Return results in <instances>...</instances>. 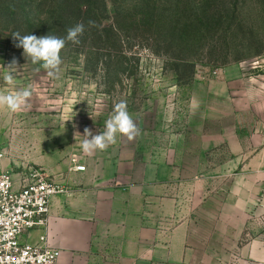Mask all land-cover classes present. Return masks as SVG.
<instances>
[{
    "label": "rangeland",
    "instance_id": "obj_1",
    "mask_svg": "<svg viewBox=\"0 0 264 264\" xmlns=\"http://www.w3.org/2000/svg\"><path fill=\"white\" fill-rule=\"evenodd\" d=\"M22 2L0 0V91L32 87L22 110L0 109V173L68 182L82 166L119 187L160 182L149 192L166 227L176 210L193 235L187 264H251L245 251L264 242V0H105L102 28L118 31L67 41L55 79L12 34L51 35L58 0H26V18ZM145 3L160 15L147 34ZM121 100L141 134L84 153V129L104 131Z\"/></svg>",
    "mask_w": 264,
    "mask_h": 264
},
{
    "label": "crops",
    "instance_id": "obj_2",
    "mask_svg": "<svg viewBox=\"0 0 264 264\" xmlns=\"http://www.w3.org/2000/svg\"><path fill=\"white\" fill-rule=\"evenodd\" d=\"M70 176L68 182L56 177L68 193L52 200L47 230L32 231L25 241L37 244L47 235L61 251L56 264H187L193 249L188 224L175 210L179 222L167 228L165 199L150 197L149 187L162 183L119 187L93 171ZM245 257L264 264V242L256 241Z\"/></svg>",
    "mask_w": 264,
    "mask_h": 264
},
{
    "label": "built area",
    "instance_id": "obj_3",
    "mask_svg": "<svg viewBox=\"0 0 264 264\" xmlns=\"http://www.w3.org/2000/svg\"><path fill=\"white\" fill-rule=\"evenodd\" d=\"M5 157L0 149V161ZM75 172H85L76 167ZM67 187L48 175L31 172L16 181L9 171L0 173V264H56L61 251L50 245L47 235L37 244L25 236L38 229L47 230L51 202L66 195Z\"/></svg>",
    "mask_w": 264,
    "mask_h": 264
},
{
    "label": "clouds",
    "instance_id": "obj_4",
    "mask_svg": "<svg viewBox=\"0 0 264 264\" xmlns=\"http://www.w3.org/2000/svg\"><path fill=\"white\" fill-rule=\"evenodd\" d=\"M87 26L95 27V21L89 20ZM66 31V37L50 34L39 37L34 34L22 35L19 31L14 32L12 36L17 41L15 46L23 49L25 57L30 59L33 65H39L35 71L43 68L49 78L55 79L58 77L63 63L60 55L61 50L64 49L67 41L76 45L80 44V38L86 31V26L84 22H79ZM6 70L3 79L8 85H13L19 74L18 62L15 58L8 64ZM31 96V85L11 92L0 91V109L6 108L12 113L19 112L27 105ZM140 134V129L127 109V102L121 100L115 103L112 114L105 121L104 131L93 134L91 129H84L81 149L86 154H92L96 150L104 151L117 143L118 136L127 137L131 141ZM76 135L80 134L77 132Z\"/></svg>",
    "mask_w": 264,
    "mask_h": 264
},
{
    "label": "trees",
    "instance_id": "obj_5",
    "mask_svg": "<svg viewBox=\"0 0 264 264\" xmlns=\"http://www.w3.org/2000/svg\"><path fill=\"white\" fill-rule=\"evenodd\" d=\"M23 1L24 2L20 3L19 5L24 17L26 18V5L24 4L26 0ZM92 5H94V0H58V3H56L55 6L57 12L54 14V22H51L52 24L49 26L48 32L52 33L51 35L66 37V30L69 27H72L79 22H84L86 26V31L84 34L89 33L91 36H95L96 38L101 36L104 38L106 36L109 37L110 35H115V30L118 31L116 27L102 28V19L107 17V5L105 0H96L95 2V5L100 6L101 12L98 11L99 7L95 8ZM145 6L147 9L143 11L138 20H135V26L139 27L144 25L147 27L145 31V34H147L153 31V27L159 25L160 15H158L157 11H155L154 8L150 7L147 3H145ZM201 7L205 11L208 10V8L210 9L212 6L210 5V1H208L207 3L203 2ZM89 20L95 21V27L87 26V22ZM117 24L119 26L122 25V28L124 27L122 23L120 24L117 22ZM84 34L80 38L81 41L85 40ZM189 66L190 65L186 64L184 68H189Z\"/></svg>",
    "mask_w": 264,
    "mask_h": 264
}]
</instances>
